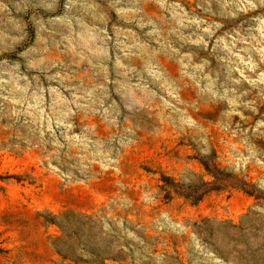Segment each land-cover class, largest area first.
<instances>
[{"label":"clouds","instance_id":"1","mask_svg":"<svg viewBox=\"0 0 264 264\" xmlns=\"http://www.w3.org/2000/svg\"><path fill=\"white\" fill-rule=\"evenodd\" d=\"M21 2L19 11L31 13L35 28V41L26 47L28 23L12 20L8 4L0 0V17L15 33L0 31V67L7 69L0 71V130L37 152L43 172L59 177L64 188L108 193L102 231L132 242L123 247L125 253L133 249L129 264L140 255L134 246L144 241L137 234L143 225L129 221L128 213L168 207L163 214L168 221L176 199L195 193L193 200H199L222 190L217 188L222 179L229 181L227 190L256 201L250 214L264 217V153L256 147L264 142V0H198L199 12L181 0H135L140 8L127 9L133 15H146V5L158 12L147 20V36L162 47L171 39L189 46L183 50L167 43L183 80L163 65L158 75L140 76L111 54L107 13L99 0ZM85 6L86 16L81 14ZM6 53H16L24 63ZM204 105L211 111H202ZM78 116L100 120L96 128L91 122L81 126ZM146 139L159 146L157 156L129 164ZM180 141L187 142L190 154L181 155ZM173 142L176 147L170 149ZM12 147L20 149V143ZM160 153L168 160L166 167L156 163ZM190 172L199 177L195 189L187 187ZM129 175L136 177L133 190ZM107 181L112 187L105 189ZM191 227L190 240L210 264H226ZM177 230V235L188 233V226L177 223ZM164 258L155 248L140 257L147 264H161Z\"/></svg>","mask_w":264,"mask_h":264},{"label":"rangeland","instance_id":"2","mask_svg":"<svg viewBox=\"0 0 264 264\" xmlns=\"http://www.w3.org/2000/svg\"><path fill=\"white\" fill-rule=\"evenodd\" d=\"M4 2L8 4L12 20L23 18V22L28 23L29 38L24 46L33 44L35 28L29 20L31 13L25 15L19 11L23 6L21 0ZM30 2L35 3V0ZM181 2L189 9L200 11L196 8L198 0ZM99 3L107 13L105 22L111 54L121 56L122 62L135 68L140 76L158 75L163 65L165 70L172 69L171 76L184 79L179 61L172 57L167 43L183 50L189 46H181L178 40L171 39L162 47L156 37L146 35L150 30L147 20L158 15L155 6H144L146 15H133L127 9L140 8L135 0H99ZM87 13L85 6L81 14L86 16ZM140 21L144 22V27L139 26ZM0 31L15 34L5 17H0ZM5 55L24 63L16 53ZM0 71L7 69L0 67ZM112 72L110 64V78ZM135 81L136 74H133L132 82ZM201 110L211 111L208 105ZM261 112H264V105H261ZM98 120L100 117H77L78 124L84 126L91 122L93 128L98 126ZM232 127H235L234 123ZM101 131L106 132L107 129L101 126ZM16 143H20V149L9 148ZM180 144L181 155L190 154L187 142L180 141ZM158 147L146 139L138 153L129 157V164L134 166L137 161L156 157ZM168 147L175 148V142ZM256 147L264 153V142H257ZM219 151L217 148L218 154ZM156 163L166 167L168 160L160 153ZM192 167L200 168L197 162H193ZM217 168L222 170L221 165ZM189 177L187 187L195 189L199 177L195 172H190ZM136 183L135 176L127 177L129 190H133ZM228 186L229 181L222 179L217 184V188L222 190L210 192L196 201L193 200L195 193L193 198L176 199L171 204L168 221L163 219V214L169 212L168 207H161L158 211L154 207H145L139 209V214L128 213L129 221L143 225L137 234L144 244L134 246L140 255L133 257L132 264H147L140 257L146 255L149 248L164 252L161 264H210L190 240L192 225L202 244L225 259L226 264L229 261L230 264H264V217L250 214L252 205L256 203L254 199L229 191ZM102 187L111 188L112 181L105 182ZM112 195L119 196L120 193ZM107 200L108 193L103 191L77 185L64 188L59 184V177L50 178L43 172L37 152L17 141L10 131L0 130V264H129L128 257L133 249L125 253L123 247L132 242L122 240L118 232L106 234L102 231L101 220L106 215L103 205ZM177 223L188 226V233L177 235L178 230L173 231ZM158 226L163 227L157 230Z\"/></svg>","mask_w":264,"mask_h":264}]
</instances>
